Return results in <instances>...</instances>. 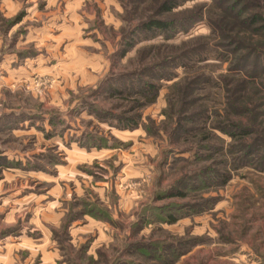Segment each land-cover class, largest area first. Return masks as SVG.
<instances>
[{
  "label": "rangeland",
  "instance_id": "1",
  "mask_svg": "<svg viewBox=\"0 0 264 264\" xmlns=\"http://www.w3.org/2000/svg\"><path fill=\"white\" fill-rule=\"evenodd\" d=\"M161 1L0 0V264H264V0Z\"/></svg>",
  "mask_w": 264,
  "mask_h": 264
},
{
  "label": "trees",
  "instance_id": "2",
  "mask_svg": "<svg viewBox=\"0 0 264 264\" xmlns=\"http://www.w3.org/2000/svg\"><path fill=\"white\" fill-rule=\"evenodd\" d=\"M189 0H162L159 4L156 2L155 9H153L151 15L142 20L141 22L133 25L130 29L129 38L124 43L123 49L119 52V56H124L125 53L131 49L137 40H146L155 38L158 36H162L163 39L168 40L173 38L177 33L182 32L186 33L191 29L195 23L201 20V15H191L189 17L185 16L181 19L178 18H163L162 16L171 14L176 8L182 6L185 2ZM212 6H225L224 10L229 12V14L239 17L243 14L242 7L245 4V0H211ZM242 4V5H241ZM236 7H240L238 10ZM263 17L261 15L255 13L251 15L249 19H245L242 21L243 25L251 24L255 25L258 22H261ZM248 26V25H247ZM259 29H255L257 31ZM142 34V36L135 40L138 34ZM121 80V79H120ZM114 94L120 95L121 89L119 87H115L113 90ZM134 93H139L141 96L148 97L147 103H152L157 97L158 94V86L155 83H151L149 81H138L137 89L133 90ZM138 119V117H137ZM136 117H127L122 118L116 117V125L122 128H132L138 127L139 121ZM234 126V125H233ZM233 129V128H232ZM234 130L240 131V127L235 126ZM244 130V129H243ZM224 132V131H222ZM227 133V132H225ZM178 195H182V193H178ZM166 217L171 218L167 219L166 222H172L174 220V215L171 212L166 213Z\"/></svg>",
  "mask_w": 264,
  "mask_h": 264
}]
</instances>
